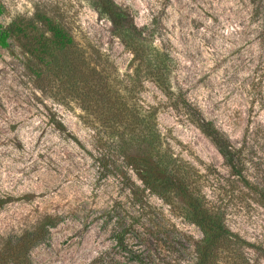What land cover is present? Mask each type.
Returning a JSON list of instances; mask_svg holds the SVG:
<instances>
[{
    "label": "rangeland",
    "instance_id": "rangeland-1",
    "mask_svg": "<svg viewBox=\"0 0 264 264\" xmlns=\"http://www.w3.org/2000/svg\"><path fill=\"white\" fill-rule=\"evenodd\" d=\"M93 1L0 0L2 27L17 22L48 36L40 16L59 24L76 65L64 82L30 55L21 33L0 47V251L51 216L56 225L29 264H197L203 234L182 200L133 194L141 181L116 153L106 118L119 114L127 118L120 130L129 128L136 105L154 112L170 168L234 234L208 264H264V0H113L170 55L169 95L136 74ZM103 96L127 106L103 107ZM198 113L230 145L231 165L191 121Z\"/></svg>",
    "mask_w": 264,
    "mask_h": 264
},
{
    "label": "trees",
    "instance_id": "trees-1",
    "mask_svg": "<svg viewBox=\"0 0 264 264\" xmlns=\"http://www.w3.org/2000/svg\"><path fill=\"white\" fill-rule=\"evenodd\" d=\"M93 5L101 16L111 22L114 35L132 54L131 60L135 63L136 74L139 75L140 71L144 72L146 78L153 80L161 90L169 95L170 55L154 45L152 39L149 40L145 31L146 27L140 28L133 23L126 7L113 0H94ZM261 11L262 8H255L252 15L259 16ZM40 20L46 27V31L49 32L48 36L43 31L37 33L29 31L28 33L24 26L17 22H11L6 27L0 26V47L7 48L10 37L21 33L28 37L25 48L30 55L39 64H43L47 70L52 71V74L58 79L64 81L62 80L64 76H68L70 71L74 72L76 67L73 59L68 55V50L73 45V39L51 18L40 16ZM82 61L85 62V60ZM42 73L43 71L37 70L36 77ZM70 80L67 82L70 83ZM73 81L77 83L84 80L74 79ZM99 103L110 109L114 106H117V109L118 106L122 108L127 106V100L115 99V102H112L111 99L104 98V96ZM134 107L135 112L130 115L129 128L120 130L122 124L127 123V118L125 119L119 114L112 113L106 118L109 126L113 127L112 136L116 142V153L122 156L125 166L133 170L141 181L142 189L132 182V193L135 194L138 190H148L167 202L170 201L169 193L178 196L183 202V216L198 226L203 234L201 241L197 244V264H208L218 241L224 236L231 237L234 234L225 228L221 213L205 206L201 196L188 188L185 178L170 168L172 158L160 149L162 146L161 133L156 127L153 118L154 112H147L144 115L136 105ZM196 117L195 120L190 118L191 121L212 140L231 165L233 155L230 145L228 148L226 143L223 144L222 135L217 127L212 121L204 118L201 113H198ZM137 128L142 129L136 131ZM143 128L146 129L143 130ZM55 225V218L48 216L33 230L25 231L8 240L0 251V264H29L30 250L43 242L49 229Z\"/></svg>",
    "mask_w": 264,
    "mask_h": 264
}]
</instances>
